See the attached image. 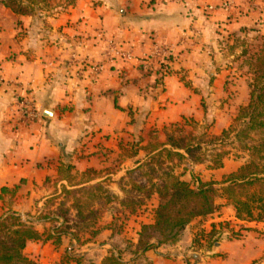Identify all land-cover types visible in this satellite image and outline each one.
<instances>
[{"label":"crops","instance_id":"0c3cea01","mask_svg":"<svg viewBox=\"0 0 264 264\" xmlns=\"http://www.w3.org/2000/svg\"><path fill=\"white\" fill-rule=\"evenodd\" d=\"M257 35L264 36V0H68L26 16L0 0V215L36 221L56 210L63 186L102 183L122 199L127 172L148 159L150 144L166 143L173 125L220 135L235 118V103L249 100L247 82L233 75ZM108 40L131 58L115 56ZM72 53L96 70L68 68ZM162 67L168 68L163 76ZM23 97L34 100L37 120L20 117ZM243 162L230 155L222 168L210 169L187 161L176 172L188 181H220ZM157 203L153 195L135 214L111 203L99 235L79 252L102 251L101 261L136 243ZM216 205L177 242L145 252L147 261L264 264V222L240 221L224 197ZM117 214L132 218L134 238L114 230ZM35 226L42 233L52 227ZM67 241L77 246L69 237L59 246L35 241L26 253L37 264H68Z\"/></svg>","mask_w":264,"mask_h":264},{"label":"trees","instance_id":"16d2710c","mask_svg":"<svg viewBox=\"0 0 264 264\" xmlns=\"http://www.w3.org/2000/svg\"><path fill=\"white\" fill-rule=\"evenodd\" d=\"M49 2L3 0L22 16L35 14L39 7H48ZM259 40L257 47H247L241 55L246 58L252 81L249 101L240 107L233 124L220 135L188 134L173 125L166 133V143L150 144L148 159L127 172L129 188L124 190L122 199L111 194L102 183L72 189L63 186L56 210L40 213L36 221L15 213L0 215V264H37L26 253L29 242L51 240L59 246L68 237L77 242L64 255L68 264H150L145 252L177 242L192 221L215 211L218 197H224L235 207L240 221L264 222V36ZM227 145L237 152L227 149ZM209 146L212 148L208 149ZM230 155L243 158L244 162L220 181H188L176 172L177 166L187 161L220 169ZM70 170L68 167L66 171ZM153 195L158 196L153 220L141 225L137 242H127L128 250L118 247L117 253L110 251L99 262L89 254L75 252L99 235L105 207L117 202L129 214H135ZM35 222H48L52 227L41 233ZM114 230L121 233L118 225ZM127 254L129 258H125Z\"/></svg>","mask_w":264,"mask_h":264},{"label":"rangeland","instance_id":"374dc122","mask_svg":"<svg viewBox=\"0 0 264 264\" xmlns=\"http://www.w3.org/2000/svg\"><path fill=\"white\" fill-rule=\"evenodd\" d=\"M67 1L68 0H50V2H49L50 5L48 7L47 6L39 7V9H37L35 13H39L41 11H43V12L44 11H46V12L49 11L50 12L51 11V7H53L54 9L55 8H59L60 6L62 7L64 4L67 3ZM259 37L260 36L257 35V36H254L252 38V41L248 45V47H250V49H254L255 47H257L261 43L260 40H259ZM245 60H246V58L245 57H242L241 60L238 62V66H237L238 68H237V70L234 71L233 77H236V78H239V79H243L245 81V83L247 82L248 87H249V91H250V83L252 81V74L250 73L249 66L247 65V63L245 62ZM241 106H243V105L237 106L236 103H235L234 107L236 109V113H235V118L233 119L232 124L234 123V121H235V119H236V117L238 115V112H239V109H240ZM179 128H180V126H179ZM180 129L184 133L192 132V131H187L189 129H186V128H183V129L180 128ZM197 134H201V133H197ZM211 148H212L211 146L208 147V149H211ZM227 149L232 150L233 153H236L237 152L236 150L232 149V146H229V145H227ZM207 158H210V157H207ZM199 173H201V172L200 171H196V173H194V175L195 174L198 175ZM197 178H198V176H197ZM104 209H103V212H102V217H105L104 214L107 211H109L108 209H105V210ZM116 216H117L116 225H118L119 227H121V232H122L121 234L124 235L125 238H134L136 226L132 225L133 224L132 218H129V216H127V214L126 215L117 214ZM102 217H101V219H102ZM106 218L108 219L109 218V215H107ZM106 220L103 221V222L105 223ZM100 222H102V221L100 220ZM44 232H46V230ZM123 240H124V238H123V236H121V237H119L117 243L121 244ZM73 247H76V246H73L72 244H70V242L68 243V241L65 242V243H63V246H62V250H63V255H62L63 257L62 258H63V260H64V255H65L66 251L69 250V252H71ZM120 248H121V250H128V245L123 244ZM80 250L81 249L79 248L75 252L80 253L79 252ZM102 254H103L102 251L93 252L91 254V258H92V260H94L96 262H99V260H100L99 258L101 257ZM27 255L29 256L28 253H27ZM125 258H129V255L128 254L125 255Z\"/></svg>","mask_w":264,"mask_h":264},{"label":"built area","instance_id":"2783aa9c","mask_svg":"<svg viewBox=\"0 0 264 264\" xmlns=\"http://www.w3.org/2000/svg\"><path fill=\"white\" fill-rule=\"evenodd\" d=\"M108 48L113 52L115 56H120V57H126V58H131V54L128 52H124L121 49L118 48V46L112 41L108 40L107 41ZM70 60L68 61V68H73L74 66H78L81 69L83 68H89L90 70L95 71L96 67L92 64H89V62L85 61L84 59H80L77 53H72L70 56ZM168 71V68L162 67L160 70V75L163 76L166 74ZM3 79L0 78V81ZM18 106H19V113L20 117L23 120L26 121H34L39 118V113L36 109L35 102L34 100L30 98H21L18 100ZM236 233V232H235Z\"/></svg>","mask_w":264,"mask_h":264}]
</instances>
